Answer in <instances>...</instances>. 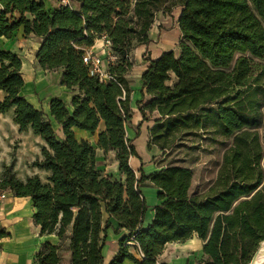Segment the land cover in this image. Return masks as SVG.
Masks as SVG:
<instances>
[{
    "label": "trees",
    "instance_id": "obj_1",
    "mask_svg": "<svg viewBox=\"0 0 264 264\" xmlns=\"http://www.w3.org/2000/svg\"><path fill=\"white\" fill-rule=\"evenodd\" d=\"M72 6L49 10L44 0H0L20 14L18 22L0 26L11 39L25 34L42 39L36 59L43 70H62L60 84L72 90L71 105L54 98L53 120L34 107L21 91L25 86L22 58L0 50V113L14 108L21 133L32 131L45 145L34 167L45 171L22 180L15 161L4 167L0 191L30 197L41 234H56L63 244L46 243L34 264H104L103 248L111 219L131 235L120 242L110 264H157L167 245L194 236L204 241L202 264H250L264 241V0H73ZM181 7L179 57L174 51L150 60L143 73L139 109L159 112L148 145L168 152L185 138L210 136L231 143L225 149L216 180L207 191L192 193L193 171L170 163L138 178L131 159L141 157L127 137L132 119L130 54L149 44V31L160 12ZM107 36L117 61L110 80H101L84 62L86 51ZM176 78V81H174ZM98 148L115 151L124 178L98 169L91 142L79 140L75 128L96 133ZM160 190L161 204L152 224L143 229L149 205L142 188ZM127 241L139 245V258ZM140 252L143 256H140Z\"/></svg>",
    "mask_w": 264,
    "mask_h": 264
},
{
    "label": "crops",
    "instance_id": "obj_2",
    "mask_svg": "<svg viewBox=\"0 0 264 264\" xmlns=\"http://www.w3.org/2000/svg\"><path fill=\"white\" fill-rule=\"evenodd\" d=\"M44 2L46 7L52 11L62 7L61 0H44ZM76 6L77 8L72 7L77 11L91 9L88 4L77 3ZM19 17L20 14L17 11L7 9L0 3V19L5 22L6 26L13 27L18 22ZM149 38L151 40L149 44H139L130 54V60L133 66L127 75V79L132 89L131 107L133 116L132 119L128 121V124H126L127 137L131 140L134 139L132 134L137 131L140 133V137L135 139V143L136 141L142 140L147 146L150 141L149 130L153 126L154 121L160 117V114L155 111L147 112L146 115H143L139 109V102L142 100V76L150 60L158 59L169 51H174L177 57L180 56L182 33L177 21L175 26L171 27V29L167 28V26H162V22L155 21V24L149 31ZM41 41L42 39L38 36H27L24 27L21 26L15 31L13 38L7 39L6 37H0V50L12 51L22 58L25 86L21 93L34 107L44 110L52 118L50 113L51 100L59 98L70 106L74 93L72 90L60 84L62 70H43L39 66L36 53L40 48ZM90 50L99 56H103L106 53V49L103 48L100 38L95 41L94 46H92ZM175 81L176 78H174L173 82ZM5 97L6 93L0 90V101H3ZM10 113L14 115V108L5 114L0 113V118H6ZM14 117L15 115L13 116L12 124L16 130V136L14 135L13 137L11 135L8 131L9 128H7V130L5 129L3 132L1 131L0 149L5 145L9 147V141L21 138V134L25 133L20 132L19 125L14 122ZM1 119L0 123L2 122ZM128 125L130 129H128ZM103 129L104 124L102 123L99 130L94 134L77 128L74 130L79 140L85 139L89 142L93 140L98 144V135ZM5 134L7 137L4 136ZM42 142L45 145L43 140ZM152 149L154 151L156 148L152 147ZM97 150H99V152H97V166L103 175L112 176L114 178H124L120 173V166L115 151H110L106 154L103 150L98 148V145ZM99 153L102 154L103 161L107 155V164H105V161H99ZM110 154H113L112 164L109 163ZM152 156L154 158L157 154H153ZM161 157L162 156L157 159L155 158L153 161L152 157L151 160L148 161L141 157V159L143 158L142 168L147 175L158 172L165 166V164L161 162ZM132 159L138 160L136 157ZM221 162L222 159L220 164ZM220 164L211 182H198L193 174L191 192L207 191L217 178ZM16 170L15 168V171ZM43 172L46 173L45 171ZM2 174L3 171L0 173V177H2ZM17 176L22 180L27 179V177H22L18 173ZM142 191L149 205V210L147 211L143 225V229H147L154 219L155 208L161 204V200L158 197L160 190L152 186H146L142 188ZM34 213L35 208L30 197H16L12 192H9L5 199L0 200V264H34L44 244H63L64 248L69 245V240L63 242L56 234H41V227L35 223ZM110 223L112 227L107 232L106 245L103 248L104 264H110L117 254L120 242L131 235V231L127 228H121L118 221L115 219H111ZM125 244H130L132 246V252L139 258V245L129 241ZM203 246L204 241L198 236H194L185 242L169 243L163 254L158 258L157 264H202L203 261L206 260ZM62 254L64 258L62 264H68L70 253L67 250H63ZM125 264L134 263L130 260H126Z\"/></svg>",
    "mask_w": 264,
    "mask_h": 264
},
{
    "label": "rangeland",
    "instance_id": "obj_3",
    "mask_svg": "<svg viewBox=\"0 0 264 264\" xmlns=\"http://www.w3.org/2000/svg\"><path fill=\"white\" fill-rule=\"evenodd\" d=\"M71 4L73 7L77 8L76 1L71 0ZM180 13L181 7H176L173 10L171 16L160 12L156 18V21L162 22V26H167V28L171 29V27L175 26L176 21H178ZM13 116L14 115L10 113L9 116H6V118H0L2 120V122L0 123V132H3L5 129L7 130V128H9L8 131L14 137V135L16 136V130L14 129L12 124ZM52 122L58 136L62 137L60 127L56 124L55 121L52 120ZM128 129H130V126L128 127ZM132 135L134 137L132 141L135 144L138 153L141 154L140 156L143 157L146 161L151 160V157L153 161V159L155 160V158L157 159L162 156L161 162L165 165L175 163L191 168L198 182L212 181V178L215 176L217 167L219 166L222 159L223 152L231 143L230 140L228 142H225L220 138L212 139L210 136L198 135L195 137L185 138L183 143H179L170 151L164 152L155 145L151 144L147 146L142 142V140L136 141L135 143V139H138L140 137L139 132L136 131ZM4 136L7 137L6 134ZM21 136V138L12 139L11 141H9V147H7L6 145L4 147H1L0 173L4 171V167L6 166V164H9L12 160H14L16 164L15 168L17 169L16 173H18L20 176L28 178L30 176L40 175L41 178L45 180L47 174L33 166L36 160L42 159V148L44 146V143L32 131L25 132L21 134ZM91 143L97 150V144L93 140L91 141ZM152 147L156 149H154L153 151ZM97 152H99V150H97L96 153ZM99 154V161H105V164H107V155H104L106 158L103 161L102 154ZM153 154H157V156L153 158ZM112 157L113 154H110V164L113 163ZM143 158L141 160L131 159L130 164L134 168L138 178H141L140 169L143 166Z\"/></svg>",
    "mask_w": 264,
    "mask_h": 264
},
{
    "label": "built area",
    "instance_id": "obj_4",
    "mask_svg": "<svg viewBox=\"0 0 264 264\" xmlns=\"http://www.w3.org/2000/svg\"><path fill=\"white\" fill-rule=\"evenodd\" d=\"M61 3L62 6H72L70 0H61ZM100 39L102 41L103 48L106 49V53L103 56H99L88 49L84 56V62L89 65L93 73L100 76L101 80H110L112 77L110 76L109 68L117 61V56L114 54L112 49V42L110 38L103 36ZM9 192L11 191H0V200L5 199L7 197V193ZM140 256H143V253L140 252Z\"/></svg>",
    "mask_w": 264,
    "mask_h": 264
},
{
    "label": "bare ground",
    "instance_id": "obj_5",
    "mask_svg": "<svg viewBox=\"0 0 264 264\" xmlns=\"http://www.w3.org/2000/svg\"><path fill=\"white\" fill-rule=\"evenodd\" d=\"M3 25H5V22L0 19V26H3ZM263 261H264V241L262 242V245H261L260 256L258 258H256L252 264H262Z\"/></svg>",
    "mask_w": 264,
    "mask_h": 264
},
{
    "label": "water",
    "instance_id": "obj_6",
    "mask_svg": "<svg viewBox=\"0 0 264 264\" xmlns=\"http://www.w3.org/2000/svg\"><path fill=\"white\" fill-rule=\"evenodd\" d=\"M261 245H262V243L260 244L258 250L256 251L255 255L253 256L250 264H252L253 261L260 256V254H261ZM262 264H264V261L262 262Z\"/></svg>",
    "mask_w": 264,
    "mask_h": 264
}]
</instances>
